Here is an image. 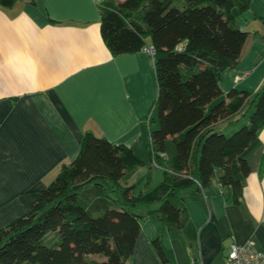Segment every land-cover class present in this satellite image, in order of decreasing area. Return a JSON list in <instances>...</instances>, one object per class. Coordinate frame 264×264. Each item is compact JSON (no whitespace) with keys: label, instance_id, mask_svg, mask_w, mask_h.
<instances>
[{"label":"crops","instance_id":"crops-1","mask_svg":"<svg viewBox=\"0 0 264 264\" xmlns=\"http://www.w3.org/2000/svg\"><path fill=\"white\" fill-rule=\"evenodd\" d=\"M102 3L0 4V229L33 208L41 190L77 156L86 133L131 147L141 163L121 183L134 185V194L165 177L151 158L159 93L153 56L145 48L112 54L101 32ZM235 13L246 38L237 65L220 73L224 95L217 101L232 88L255 94L264 84V0H250ZM216 127L235 129L225 121ZM172 154L165 149V160ZM244 156L251 170L238 199L231 187L213 181L182 191L181 224L164 225L149 214L159 202L136 208L141 231L124 264H163L153 245L158 237L168 264H226L233 242L252 240L264 250V125Z\"/></svg>","mask_w":264,"mask_h":264},{"label":"trees","instance_id":"trees-1","mask_svg":"<svg viewBox=\"0 0 264 264\" xmlns=\"http://www.w3.org/2000/svg\"><path fill=\"white\" fill-rule=\"evenodd\" d=\"M249 4L103 0L101 32L113 55L155 48L160 126L151 132V158L154 151L165 177L134 194V185L121 183L141 163L131 147L86 133L77 156L41 190L33 208L0 229V264H124L141 231L143 215L135 211L141 205L159 202L149 214L171 225L184 219L185 189L217 181L231 187L235 199L241 196L251 170L244 152L264 125V84L255 94L232 88L211 104L224 95L221 71L241 57L246 31L235 9ZM224 121L235 126L231 133L217 129ZM169 137L176 154L166 161ZM153 245L168 264L162 238Z\"/></svg>","mask_w":264,"mask_h":264},{"label":"built area","instance_id":"built-area-1","mask_svg":"<svg viewBox=\"0 0 264 264\" xmlns=\"http://www.w3.org/2000/svg\"><path fill=\"white\" fill-rule=\"evenodd\" d=\"M145 49L152 56L155 55V48L153 45H147ZM152 163L156 166H160L155 158L154 151H152ZM193 263L204 264L196 260ZM226 264H264V250L256 248L252 240H248L243 244L233 242L227 254Z\"/></svg>","mask_w":264,"mask_h":264},{"label":"rangeland","instance_id":"rangeland-1","mask_svg":"<svg viewBox=\"0 0 264 264\" xmlns=\"http://www.w3.org/2000/svg\"><path fill=\"white\" fill-rule=\"evenodd\" d=\"M217 102V100H215V101H213L212 102V104H211V106L212 105H214V103H216ZM210 106V107H211ZM209 107V108H210ZM157 110V109H156ZM155 119H154V121H152V127L154 128V129H156V128H158L159 126H160V121H159V114H158V112L156 111L155 112ZM242 125H244V124H242ZM241 125V126H242ZM231 133V132H230ZM166 145H167V148H166V152H167V154L169 155V157H171V155H173L172 153H176V145H175V143H174V141H173V139H172V137H170V138H168L167 139V141H166ZM172 151V152H171ZM174 151V152H173Z\"/></svg>","mask_w":264,"mask_h":264}]
</instances>
